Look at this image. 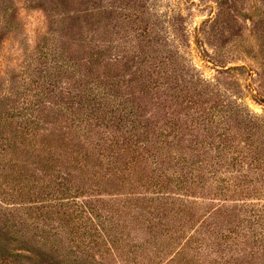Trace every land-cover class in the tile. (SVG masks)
Here are the masks:
<instances>
[{"label":"rangeland","instance_id":"374dc122","mask_svg":"<svg viewBox=\"0 0 264 264\" xmlns=\"http://www.w3.org/2000/svg\"><path fill=\"white\" fill-rule=\"evenodd\" d=\"M56 104L85 160L26 140ZM0 230L12 264H264V0H0Z\"/></svg>","mask_w":264,"mask_h":264},{"label":"trees","instance_id":"16d2710c","mask_svg":"<svg viewBox=\"0 0 264 264\" xmlns=\"http://www.w3.org/2000/svg\"><path fill=\"white\" fill-rule=\"evenodd\" d=\"M63 9L65 11L62 12V15L66 14L67 8L63 7ZM66 19H68V18L67 17L61 18L62 21L66 20ZM75 27H76V24H74V29H75ZM67 36H68V34L65 33L64 37H67ZM91 47H92V44L88 48L87 45L80 44L78 41H75L74 45H72V48H75L76 52L78 50L83 51V49H85V48H88L89 50H91ZM96 47L98 50L95 52H102L103 51L101 46L96 45ZM66 51L67 50L65 49L64 52H66ZM52 53H60L61 55L63 54V52L60 50L59 47H57L55 50H52ZM89 53L91 55V56L89 55L90 58H88L86 56V57L80 59V61L82 62V66H85L87 69H90L92 67L91 64H93V61H96L97 59L101 58L96 53H93V54H92V52H89ZM78 58L79 57H77V59ZM66 60H72V58L71 59H65L64 61H66ZM101 65H102V62L97 63V66H101ZM87 66H89V67H87ZM60 68H64V66H61V64H60ZM93 84H95V85L96 84H103V82L101 80L100 81H94ZM88 94L91 95L95 100H97L100 103H109V102L114 101L111 98L108 99L109 95L107 94L106 90L103 88H100L99 86H93L92 85L91 92ZM60 110H61V106H59L58 104H56L55 106H49L48 105V106L41 107L39 109L38 114H36V115L30 114V117L27 118V120H26L27 125L33 126V127H41V128H36L32 132L27 131L25 134L31 135L30 138H26V140H29V141H32L33 137H35L36 139L41 137L44 139L56 140L57 141L56 145H54V146L50 145L46 148L50 149L51 150L50 153L54 154L57 159L62 160L63 161L62 164L66 166L67 158H69V160H72V162L74 163V160L72 157L73 153H75L77 156H79L80 160L81 159L85 160L86 157L88 155H90V154H86L83 152L86 150L85 149L86 145L90 142V140L85 139V136H87L91 133V123L88 122L90 120L89 114L86 116V121L84 120L83 115L85 112L82 111V110H84L82 107H77L74 110L69 109V110L63 111L61 118L57 117V113ZM52 113H54V115H53V118L50 119V116ZM12 133L13 134L8 138V140L10 141L9 144H11V145H15L16 143H19L17 141L18 134H22L23 137H25L22 129L16 130V132H12ZM66 134H69L71 136V138L73 137L74 141L76 140L78 142L77 146L79 147V149L76 148V151H73L71 149V145L73 144L72 139L70 137L66 138ZM141 142L143 143L144 146L147 145L146 139H143ZM80 149L83 150L82 153L79 152ZM47 151H49V150H47ZM69 154H72V155L68 156ZM170 156H171V154H170ZM173 159L178 160V161H183V160L185 161L186 160L181 155L177 156V157L174 156ZM200 163L206 164L207 159H204V160L202 159ZM88 164L89 163L86 162V165H88ZM71 167L73 168V170H76V174L78 175L77 177L79 179H81V178L83 179V177L88 176L89 172L87 169H85V165H83L82 163H81V165L76 164V169L74 168L75 165L74 166L72 165ZM193 172H195V170H193ZM210 172H211L210 169H208L207 171L200 170L199 176H197L196 178L205 179V177L209 176L208 174H210ZM167 173H168V170H167ZM172 177L178 178L179 182H182V183L186 182L188 179V175L182 171L180 173L174 172V174L172 176H170L169 178H172ZM140 180H141V177H140ZM159 200H161V199H159ZM180 200H186V199L180 198ZM182 203H185V202H182ZM1 232L2 231L0 230V264H12V260L14 258L20 259V258L27 257L29 259H32L33 251L31 250V248L26 246V244H27L26 242H23L20 244H13L11 241L8 240V238H6L5 233L4 232L1 233ZM24 243H26V244H24Z\"/></svg>","mask_w":264,"mask_h":264}]
</instances>
